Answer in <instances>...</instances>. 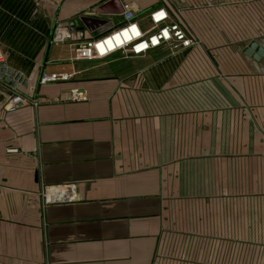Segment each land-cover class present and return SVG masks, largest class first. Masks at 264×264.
I'll return each instance as SVG.
<instances>
[{
  "label": "crops",
  "instance_id": "obj_1",
  "mask_svg": "<svg viewBox=\"0 0 264 264\" xmlns=\"http://www.w3.org/2000/svg\"><path fill=\"white\" fill-rule=\"evenodd\" d=\"M245 2L247 25L264 26V0ZM171 3L192 28L199 22L173 0H0V264H224L223 250L239 264V249L253 253L250 264H264V178L262 189L249 180L245 195L208 194L204 179L192 180L218 152L208 138L238 136L240 106L253 128L264 123V53L225 52L216 63L195 32L199 44L175 54L162 46L136 57L72 60L82 36L123 24L127 11L146 26L152 11ZM233 3L216 1L215 10ZM85 15L106 23L72 29ZM64 26L72 39L55 42ZM252 33L247 44L264 48V31ZM43 71L73 74L40 84ZM223 75L233 90L245 81V100L204 96L224 88ZM73 89L85 98L72 99ZM15 93L29 102L13 104ZM245 152L264 155V145ZM45 189L73 199L45 202ZM207 199L213 210H189ZM177 243L197 245V258L164 257Z\"/></svg>",
  "mask_w": 264,
  "mask_h": 264
},
{
  "label": "rangeland",
  "instance_id": "obj_2",
  "mask_svg": "<svg viewBox=\"0 0 264 264\" xmlns=\"http://www.w3.org/2000/svg\"><path fill=\"white\" fill-rule=\"evenodd\" d=\"M179 7L191 8L192 12H195V18L199 22L193 25L194 32L198 35H203L205 40L204 48L207 50L209 57L214 62H219L226 52L241 53L245 52L248 46V39L253 34L252 28L256 36L261 35L264 31V26L261 24H256L254 27L247 25L246 20V9L245 0H233L234 3L232 9L224 8L222 11L215 10L216 1L219 0H173ZM230 1V0H224ZM207 3L206 7L199 8ZM243 8H242V7ZM241 7V8H240ZM190 10V11H191ZM217 11V12H216ZM260 36V37H261ZM208 45V46H207ZM222 52V54H220ZM216 53V55H215ZM228 54V53H227ZM214 57V58H213ZM215 63V64H216ZM244 76H234V78H242ZM225 83L222 89H208L204 91V96L209 98H216L222 100H229L230 98L241 99L247 98V90L245 88L246 83L238 82L236 84L243 86L242 89L233 90L229 88V78L225 75L222 76ZM227 80L229 82H227ZM229 83V84H227ZM232 85V84H231ZM261 96V91L260 93ZM261 98V97H260ZM210 108V106H209ZM236 119V115L233 116ZM257 127L249 123V116L246 111L245 106L239 107V112L237 115V137H234V131L231 132L223 131L222 137L218 138H208V144H210L211 149L218 151L216 153H211L210 162H207L205 169L198 171H192V180L197 185L198 182L203 179L207 183V193L208 194H230L231 189L238 190L240 195H245L248 190L249 180L255 181L253 188L262 189V181L264 178V155L252 153H246L248 149L253 148L261 151L264 145V123L259 122ZM233 153H231V151ZM238 151V152H236ZM253 156L255 159H252ZM251 162V163H249ZM249 163V164H248ZM199 174L201 180H198ZM191 193H198L197 186L191 189ZM180 204L182 203H175ZM214 202L207 199L205 202H190L189 210L192 212L198 211L199 209H206L207 211L214 209ZM239 208H242L244 203L240 202ZM242 212L240 211V215ZM193 221V219H191ZM208 220L212 221L211 217ZM242 218L239 219L240 228ZM197 258L198 256V246L191 245L190 249H185L182 243H177L175 250L166 251L164 257L173 256L176 258L187 257ZM226 252L230 251L223 250L224 264H229V260H226ZM253 253L245 250L239 249L237 251V256L239 257V264H250V257ZM249 258V259H248ZM252 259V258H251Z\"/></svg>",
  "mask_w": 264,
  "mask_h": 264
},
{
  "label": "built area",
  "instance_id": "obj_3",
  "mask_svg": "<svg viewBox=\"0 0 264 264\" xmlns=\"http://www.w3.org/2000/svg\"><path fill=\"white\" fill-rule=\"evenodd\" d=\"M172 4V3H171ZM161 6L149 14V23L143 26L134 18L130 11L125 14V22L115 28L103 32L93 37H83L74 43V55L72 60H99L105 59L115 54L122 57H136L146 55L153 49L165 46L171 54H175L184 49L199 44V38L191 25L181 14V10L175 5ZM124 31L129 33V38H125L121 43L115 39L116 35H123ZM72 32L68 26L56 29L53 40L55 42L70 41ZM114 42L113 46L108 40ZM102 44V47L99 45ZM4 55L0 48V63L4 62ZM71 72H49L43 71L39 76V83L45 84L54 81H67L71 78ZM72 99H83L84 94L77 89L71 91ZM13 104H25L29 99L19 93L11 97ZM45 202L69 201L67 191H51L45 189L42 193Z\"/></svg>",
  "mask_w": 264,
  "mask_h": 264
},
{
  "label": "water",
  "instance_id": "obj_4",
  "mask_svg": "<svg viewBox=\"0 0 264 264\" xmlns=\"http://www.w3.org/2000/svg\"><path fill=\"white\" fill-rule=\"evenodd\" d=\"M107 4H108V2L100 5L97 8L96 12L105 13L106 12L105 8H106ZM121 12H123V11H118L117 13H121ZM96 21H98V23H99V25H97V26L104 25L106 23V21H104L103 19H96L94 17H90L88 15H85V16H81L78 19L73 20L70 23V25H71L72 29H75L77 27L80 30L84 29V28L89 29V30H94L95 27H93L91 25V23L96 22ZM244 53H246L248 55H251V56H253V54H254V56L256 58H258V54L261 55L262 53H264V48L261 45H259L256 40H253L246 47ZM0 67L3 68L2 71H0V77H2V76H4L3 70H4V67H5V64L4 63L0 64ZM8 73H10V70L8 71ZM6 78H8V77H6Z\"/></svg>",
  "mask_w": 264,
  "mask_h": 264
},
{
  "label": "bare ground",
  "instance_id": "obj_5",
  "mask_svg": "<svg viewBox=\"0 0 264 264\" xmlns=\"http://www.w3.org/2000/svg\"><path fill=\"white\" fill-rule=\"evenodd\" d=\"M117 37L120 38V41H117ZM125 38H129V33H128L127 31H124L123 35H120V34H119V35H116V36H115L116 41L119 42V43H121V41L124 40ZM109 41H111V39L108 40V42H109ZM111 42H112V46H113L114 42H113V41H111ZM100 45H101V44H100Z\"/></svg>",
  "mask_w": 264,
  "mask_h": 264
}]
</instances>
